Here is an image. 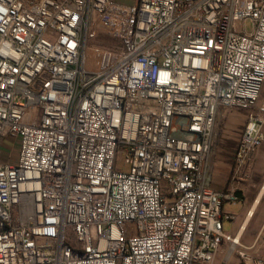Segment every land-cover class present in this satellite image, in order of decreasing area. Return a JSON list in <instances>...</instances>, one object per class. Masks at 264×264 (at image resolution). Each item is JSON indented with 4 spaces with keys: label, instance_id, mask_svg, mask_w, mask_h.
I'll use <instances>...</instances> for the list:
<instances>
[{
    "label": "built area",
    "instance_id": "obj_1",
    "mask_svg": "<svg viewBox=\"0 0 264 264\" xmlns=\"http://www.w3.org/2000/svg\"><path fill=\"white\" fill-rule=\"evenodd\" d=\"M99 35L120 47L91 67ZM262 88L264 0H0V264H264V223L223 229L236 190L208 161L237 109L249 167Z\"/></svg>",
    "mask_w": 264,
    "mask_h": 264
},
{
    "label": "rangeland",
    "instance_id": "obj_2",
    "mask_svg": "<svg viewBox=\"0 0 264 264\" xmlns=\"http://www.w3.org/2000/svg\"><path fill=\"white\" fill-rule=\"evenodd\" d=\"M251 28L252 25L250 20L246 19L243 23V29L248 32ZM119 47L120 46L116 40L105 35H99L97 38L89 40L86 43L84 50L88 48L86 50L89 51L90 56L92 55L88 60L89 65L91 67H97L101 65L102 57L105 56L106 52H114L118 50ZM261 94H264V88H262ZM232 111H237V109L219 110L212 135L208 161L209 168L212 170V159L215 150L218 148L221 156L218 164V178L223 180L224 177H227L226 184L230 183L234 185L235 190H240L241 192L240 198L233 201H225L222 205L223 211L235 213V218L232 222L228 220L223 221V229H232L236 231L247 208L255 197L260 184L264 181V141H262L259 146L249 167L245 170L233 172L230 169V164L232 161L233 149L236 144L235 133L237 132V129L241 127L242 119L237 116L234 121L228 124L226 119L228 113ZM262 133H264V124H262ZM12 141L13 139L11 137L4 138L1 149V160H6L10 153L11 157L15 158L18 149L17 145L12 146ZM216 152L218 151L216 150ZM115 165L117 167L123 166V156L121 154L116 155ZM261 194L262 195H260L261 197H259L260 199L253 210L252 216L249 217V220L240 235V239L243 242H250L256 236L262 223H264V192ZM237 262V258L234 254L228 264H239Z\"/></svg>",
    "mask_w": 264,
    "mask_h": 264
},
{
    "label": "crops",
    "instance_id": "obj_3",
    "mask_svg": "<svg viewBox=\"0 0 264 264\" xmlns=\"http://www.w3.org/2000/svg\"><path fill=\"white\" fill-rule=\"evenodd\" d=\"M241 117V119H242V124H241V127H242V125H243V121H244V116H245V111H243V110H237V111H232V112H229L228 113V116H227V122H228V124H230L232 121H234V119H235V117ZM241 127H239V129H237V132L235 133V143L237 142V139H238V135H239V131H240V129H241ZM230 138V137H229ZM216 150L218 151V152H216ZM215 150V152H214V156H213V159H212V173H213V184H214V187H216V188H220V187H222V186H224L225 184H226V180H227V177H224V179L223 180H221V179H219L218 177H219V175H218V167H219V158L221 157L220 156V152H219V149L217 148ZM233 151H234V149H233ZM232 185V184H231ZM262 185H264V181H262V183L260 184V186H259V188L262 186ZM232 186H234V185H232ZM235 187V186H234ZM259 190V189H258ZM257 194H258V191H257V193H256V195H255V197L253 198V200L251 201V203H250V205H249V207L247 208V210H246V212H247V214H246V212H245V214H244V216H243V218H242V220H241V222H240V224H239V228H241V226H242V224L246 221V223H245V225L247 224V222H248V220H247V218H249L251 215H250V211H251V207L253 206V204H254V202H255V200H256V196H257ZM262 195V194H261ZM261 197V196H260ZM260 199V198H259ZM254 209H255V207H254ZM253 209V210H254ZM235 214V213H234ZM245 228V227H244ZM244 230V229H243ZM242 230V231H243ZM235 230H233V232H234ZM242 233V232H241ZM241 233H240V235H241Z\"/></svg>",
    "mask_w": 264,
    "mask_h": 264
},
{
    "label": "bare ground",
    "instance_id": "obj_4",
    "mask_svg": "<svg viewBox=\"0 0 264 264\" xmlns=\"http://www.w3.org/2000/svg\"><path fill=\"white\" fill-rule=\"evenodd\" d=\"M169 142H171V143H188V135L176 134V133H169ZM262 192H264V185H262L259 188V190H258V194L256 196V200H255L253 206L251 207V211H250L251 212L250 213L251 216L253 214V209L256 206V204L258 203L259 197H260V195H261ZM247 212H246V214H247ZM248 219L249 218H247V220ZM245 223H246V221L242 224L241 228H239V225H238V227L236 229V232H237L238 235H240V233L244 229Z\"/></svg>",
    "mask_w": 264,
    "mask_h": 264
},
{
    "label": "water",
    "instance_id": "obj_5",
    "mask_svg": "<svg viewBox=\"0 0 264 264\" xmlns=\"http://www.w3.org/2000/svg\"><path fill=\"white\" fill-rule=\"evenodd\" d=\"M240 195H241L240 190H236V192H235V196H236V198H240Z\"/></svg>",
    "mask_w": 264,
    "mask_h": 264
}]
</instances>
